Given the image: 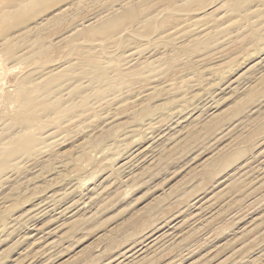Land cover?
<instances>
[{
  "label": "rangeland",
  "instance_id": "obj_1",
  "mask_svg": "<svg viewBox=\"0 0 264 264\" xmlns=\"http://www.w3.org/2000/svg\"><path fill=\"white\" fill-rule=\"evenodd\" d=\"M73 1L42 54L0 47V141L33 136L0 147V264H264V0H152L102 37L77 33L115 0ZM53 66L58 112L18 123Z\"/></svg>",
  "mask_w": 264,
  "mask_h": 264
},
{
  "label": "bare ground",
  "instance_id": "obj_2",
  "mask_svg": "<svg viewBox=\"0 0 264 264\" xmlns=\"http://www.w3.org/2000/svg\"><path fill=\"white\" fill-rule=\"evenodd\" d=\"M64 1L65 0H0V37H1L0 38V41H1L0 47H1V49H3V52L7 55V57L9 59L17 60V61H25V60L29 59L28 56H27L29 52L27 54L14 56L15 54H14L13 51H14V48H16L18 43H24V44L28 43L29 45H31L32 46L31 53H33V54H36V55L39 54L40 55V54H42L44 52L43 51L44 50L43 37L36 35V36H34L32 38H29V35H28L29 30L28 29H30L32 26L37 25V24H39V29L40 30H43L47 26L57 27L58 26V22H60V18L59 17L61 16L63 8H64V5H65ZM80 1L81 0H74L71 3L74 4V5H77ZM119 1L120 0H115V1L112 2L113 4H115L117 6L112 8V5H113L112 4L110 6V8L108 9V13L106 14V16L101 18V19H99V22H96V21H98V19H95V17H93V22L91 21L92 22L91 24H90V21H88L89 24L83 23L84 26L82 25L83 27H82V29H80L82 31L78 32L77 35L84 36V35L92 34L91 36H94V37L106 36V35H108V33L110 31H112L111 28H115V29H120L121 30V28L123 26V23L126 20L128 21V23H130L132 21L139 20L140 15L144 11H147L150 8V6H151V8L153 6V5H150V2L152 0H121L120 3L117 4V2H119ZM156 1L157 0H155V1L151 2V3H154ZM168 1H170V0H168ZM175 3H176V1H175ZM51 7H53V8L55 7L56 10L58 11V13H60V14L55 16V15H52L50 13L49 16L46 17L48 15V12H52V11H50ZM53 8H51V9H53ZM47 10H48V12H46ZM29 20H31V21L28 22ZM82 21L80 23H82ZM80 23H77L75 25V27H80L81 26ZM79 24H80V26H79ZM195 25H196V23H193V22L191 23L190 22L187 25V27L188 26L189 27H195ZM73 29L74 30H79V29H75V28H73ZM67 30H69V29H67ZM19 34H22L21 38L20 39L15 38ZM141 40L145 41L143 39H141ZM135 46H137V45H135ZM106 52H108V50ZM107 55L109 56V54H107ZM128 57H131V56H128ZM128 57H127V59H128ZM96 58L97 57L95 55L91 54V53L90 54H81L80 55V62L79 61L78 62L81 63V67H85L86 68L87 72H94L99 78H102L104 76V74H105V71L103 69H100L97 66V64L99 65V63H100V60L98 61ZM102 63H104V61ZM50 67H52V66H50ZM56 67H59V66L56 65L55 68ZM46 68H45V70L48 69V70H50V72L49 71H46V72L44 71V72H42L40 74H36L35 75V79H37V78L38 79L39 78L47 79L44 85L37 86V85H35L33 80L25 81V82H24V80H22V84L21 85L18 84V86H17V87H19L18 88V93H17V99L19 101V104H18L19 106L18 105L17 106L20 107L19 108L20 110H18V109L17 110L19 111V121L20 122L18 121V119H16V120L18 121V123H23L26 127H27V125H30L31 123L34 124V122L38 120L37 119V114H36V111H35L37 108L42 109V110L50 109L49 112H52V113L58 112L57 107L51 106L50 104H48L47 103L48 100L45 97H46L47 93L50 92L49 85L51 87V84L54 83L58 79L59 71H56L57 68L55 70L54 66H53L52 69L51 68H47L46 69ZM53 69L55 70L54 72H53ZM103 81L107 82L106 79H103ZM106 84H108V86H112V84H110V83H106ZM8 97H9V95H8ZM18 111H16V112H18ZM33 124H31L32 125V126H30L31 128L33 127ZM20 125H22V124H20ZM29 133H33V132L30 131ZM20 137H22V138H20ZM20 137H19V135H16L15 137L9 139L8 141H5V142H1L0 141V147H1V145H4L6 142H8V144H7L8 146L6 145L5 147H9L13 143H16L18 140L19 141L21 140V142L22 141H26V142L31 141V142H33V136L32 135H31V137H28V136H27V138L25 137V139H24L23 136H20ZM193 200H195V199H193ZM206 207H207V205H206ZM206 207L204 206L203 208L205 209ZM33 228L34 227H32V229ZM149 231H151V230H149Z\"/></svg>",
  "mask_w": 264,
  "mask_h": 264
}]
</instances>
